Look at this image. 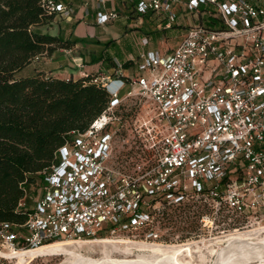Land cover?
<instances>
[{
    "label": "built area",
    "instance_id": "1",
    "mask_svg": "<svg viewBox=\"0 0 264 264\" xmlns=\"http://www.w3.org/2000/svg\"><path fill=\"white\" fill-rule=\"evenodd\" d=\"M97 1L104 8L98 24L120 18L116 7H106L110 0ZM112 1L139 14L138 23L153 13L165 30L175 25L186 30L165 52L145 49L151 38L143 37L133 74L126 75L120 61L109 73L86 71L83 58L72 59L81 77L104 87L110 101L85 131L73 133L59 148V163L29 196L34 204L28 220L0 222V264H7L5 251L56 240L127 234L161 241L157 218L168 207L194 201H204L214 219L223 211L242 219L264 218V4ZM41 4L61 19L76 13L65 0ZM202 7L214 9L222 29L199 23ZM129 98L141 104L132 130L155 157L153 165L138 164L134 172L112 164L119 111ZM19 206L27 208V199Z\"/></svg>",
    "mask_w": 264,
    "mask_h": 264
},
{
    "label": "trees",
    "instance_id": "2",
    "mask_svg": "<svg viewBox=\"0 0 264 264\" xmlns=\"http://www.w3.org/2000/svg\"><path fill=\"white\" fill-rule=\"evenodd\" d=\"M41 1L0 0V222L16 225L28 220L29 196L37 194L52 166L59 163V148L71 141L73 133L85 131L110 101L105 88L92 83L90 76L61 77L48 71L45 57L80 40L44 32L42 28L58 17L47 13ZM213 10L202 7L199 23L222 29ZM130 16L139 18L133 10ZM156 19L162 21L153 13L146 17L150 24ZM183 28L175 25L172 32ZM117 49L110 40L92 61H102L115 71L111 51ZM119 61L124 68L133 64ZM24 198L27 208L19 206Z\"/></svg>",
    "mask_w": 264,
    "mask_h": 264
},
{
    "label": "rangeland",
    "instance_id": "3",
    "mask_svg": "<svg viewBox=\"0 0 264 264\" xmlns=\"http://www.w3.org/2000/svg\"><path fill=\"white\" fill-rule=\"evenodd\" d=\"M125 19H129L128 15L122 14ZM136 25L135 22L132 23ZM164 22L160 19H156L150 23L143 24L142 27L135 26L136 34H148L152 40L150 46L159 49L161 52H165L167 49H172L175 47L179 41H181L180 33L185 32L186 28L165 30ZM68 25L65 23L64 19L57 18L56 21L44 26L42 30L53 35H61L67 37L68 33L65 31ZM91 30H95L99 35H107V40L116 41L117 38L122 36L117 22L109 23L105 27L92 26ZM149 32V33H147ZM76 38V37H75ZM95 44H99L95 42ZM84 46H86L84 44ZM154 48V47H153ZM60 49V48H58ZM81 47L75 51V56L87 55L89 60L96 58L100 54L101 48L90 47L85 49ZM57 50V49H56ZM83 51H86L85 54ZM43 59V58H42ZM73 64V62H72ZM138 98H129L125 102V105L119 111L122 116V122L119 126L120 130L115 140V150L112 164L114 167L121 169L126 172H134L138 164H142L145 167H149L154 164L155 157L154 153L146 149L139 137L135 136V132L132 130L136 116L140 110V103H137ZM118 122L116 123V126ZM43 185L39 186L38 189L42 188ZM39 191V190H38ZM36 194H33V197ZM31 205L34 204L33 198H29ZM264 226V218L256 219H242L236 217L227 211H223L217 218L211 217L209 215V208L204 201H194L181 205H173L166 208L164 214H161L157 220L156 225L161 228L162 240L161 241H151L146 240L141 237H132L127 234H122L117 236L118 238L140 241L151 244H185L190 241L202 240V239H212L219 237L222 234L228 233L229 231L235 230L236 228L245 229L253 228L259 224ZM111 238L110 235H101L98 237ZM84 249L83 252L89 254L91 258H99L102 256L100 250L90 251ZM11 251H5L9 253ZM88 252V253H87ZM99 252V253H98ZM91 253V254H90ZM122 258V256L117 255ZM66 258L64 256H41L36 258L31 264H60ZM136 255H132L129 260H135ZM216 259V257L214 258ZM7 264H14L10 258L7 259ZM211 264V263H209Z\"/></svg>",
    "mask_w": 264,
    "mask_h": 264
},
{
    "label": "bare ground",
    "instance_id": "4",
    "mask_svg": "<svg viewBox=\"0 0 264 264\" xmlns=\"http://www.w3.org/2000/svg\"><path fill=\"white\" fill-rule=\"evenodd\" d=\"M84 249H98L102 256L91 258ZM5 255L14 264H31L41 256H64L66 259L60 264H264V226L260 223L185 244H151L120 237L56 240L34 249L11 250ZM132 255H136L135 260H129Z\"/></svg>",
    "mask_w": 264,
    "mask_h": 264
},
{
    "label": "crops",
    "instance_id": "5",
    "mask_svg": "<svg viewBox=\"0 0 264 264\" xmlns=\"http://www.w3.org/2000/svg\"><path fill=\"white\" fill-rule=\"evenodd\" d=\"M71 3L75 9L76 13L73 18L71 19H64L65 23L68 25L67 29L65 30L68 35L65 38H72L79 39L80 41L75 44L70 49H57L51 55L45 57V61L47 63L48 71H53L52 74L59 75L61 77H68L70 74H73L74 77H81V69L75 67L72 64V59L74 58H83L85 61V70L86 71H97L102 70L109 73H113L114 68L108 67L103 63L100 62H93L89 60V57L85 54L86 51H83L85 55L83 56H75V51L80 49L81 47L94 48L99 47L101 48L100 54L105 47V43L110 40H107V35H99L96 33L95 30H91L92 26L98 27H105L106 25H100L96 21L99 12H101L104 8L101 7L97 0H65ZM107 8L116 7L120 11V18L110 22H117L118 28L122 33L120 38H117L115 43L117 44V50L111 51V54L114 57V61L117 62L119 60H133L138 59L140 53V42L141 39L145 36H149L148 34H136V30L130 31L129 29L137 27H142L143 24L148 23L146 18L144 19L143 23H138L137 18H132L130 16V11L127 6L123 5L122 3H115L114 1L110 0L106 4ZM123 13L127 14L129 19H125L123 17ZM135 22L136 25L132 23ZM109 24V23H108ZM142 25V26H141ZM127 27V28H126ZM184 32H181L179 35L182 37ZM150 37V36H149ZM151 38V37H150ZM112 40V39H111ZM152 40V38H151ZM98 42L99 44H95ZM84 44L86 46H84ZM151 44V42H150ZM150 44L145 47L147 50L157 49L155 46L151 47ZM84 49V50H85ZM99 54V55H100ZM136 70V66L133 63L129 68H125L124 73L126 75L133 74Z\"/></svg>",
    "mask_w": 264,
    "mask_h": 264
}]
</instances>
